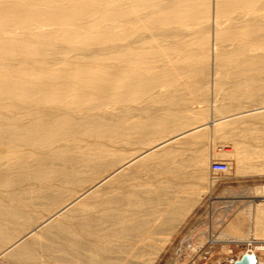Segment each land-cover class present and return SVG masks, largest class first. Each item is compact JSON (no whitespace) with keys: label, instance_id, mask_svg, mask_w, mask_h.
Instances as JSON below:
<instances>
[{"label":"rangeland","instance_id":"obj_1","mask_svg":"<svg viewBox=\"0 0 264 264\" xmlns=\"http://www.w3.org/2000/svg\"><path fill=\"white\" fill-rule=\"evenodd\" d=\"M210 10L212 13V6ZM204 21L200 26L208 34L207 51L198 49L194 41L198 35L189 28L156 38V43L169 47L188 40V47L182 50L186 58L176 60V65L173 59L165 77L141 85L131 99L119 100L122 98L113 94L94 107L91 115L102 117L105 123L95 135L74 133L70 139L55 142L54 150L71 149L72 155L93 156L88 167L80 162L77 175L42 179L38 176L41 171H35V163L28 158L30 161L12 168L9 177L0 176V252L78 196L84 185L94 184L166 137L210 119L220 120L158 147L155 159L129 163L95 193L79 197L70 211H63L51 224L47 222L0 253V264H231L230 258L245 250L242 243L232 240L264 239V221H256V213L264 214V200L258 192L264 184V116H260L264 109L252 112L264 105V62L214 66L213 25ZM138 27L130 42L150 40L154 30ZM104 36L108 37L103 34L96 41ZM120 41L100 48L101 54L111 56L112 49L111 54H116L123 48ZM90 50H96L94 45ZM68 54L73 56V52ZM250 55L264 56V52ZM156 62L154 73L162 64ZM49 105L53 104L46 107ZM29 106L28 102L20 105ZM72 113L75 118L84 115L80 109ZM237 113L240 115L232 116ZM145 116L164 118L166 128L151 135L154 128L144 129L139 123ZM22 119L26 124L30 117ZM26 147L21 149L30 154L32 148ZM212 159L226 160L229 171L211 174ZM8 166L0 164V171ZM21 172L27 173L25 178L19 177ZM47 202L55 203L45 209Z\"/></svg>","mask_w":264,"mask_h":264},{"label":"bare ground","instance_id":"obj_2","mask_svg":"<svg viewBox=\"0 0 264 264\" xmlns=\"http://www.w3.org/2000/svg\"><path fill=\"white\" fill-rule=\"evenodd\" d=\"M203 20L213 25L214 66L264 62V56L250 55L264 52V27L261 25L264 24V0H0V164L9 165L7 169L0 171V176L7 174L9 177L12 174H9L10 170L14 167L15 170L28 158L35 163V171L45 173H37L42 179L49 175H63L65 179L77 175L76 168L80 162L88 167L93 156L90 158L91 155L85 153L79 154L80 156L77 153L72 155V152L69 154L71 149L69 152L54 150L55 142L70 139L74 133L95 135L105 123L102 117L91 115L94 107H99L113 94L122 98L119 100H127V97L138 92L141 85H146V82L154 83L165 77L169 73L168 69H172L170 64L174 62L173 59L176 65V60L186 58L182 53L188 47V40L179 42L180 46L169 47L156 43V38L168 37L174 31L189 28L191 34L198 35L194 38L198 49L203 51L206 48L207 51L208 34L200 26ZM137 26L154 30L148 36L150 40L137 38L130 42L134 27ZM140 27L138 28L141 29ZM117 31L121 33H116ZM103 34L108 37L104 36L103 40L96 41ZM120 40L124 42L123 48L116 54H111L113 49L111 56L101 54L100 48ZM91 45L96 50L91 52ZM69 52H73V56L68 57ZM157 60L162 64L158 68L160 70L154 73ZM25 102L30 103L29 108L20 107ZM49 103L53 105L47 108L46 104ZM77 109L83 110L84 115L79 118L72 116V112ZM261 109H264V105L252 112ZM26 115L30 120L24 124L20 120ZM223 118L225 119H221ZM140 119L139 123L144 129L154 128L150 130L151 135L166 128L164 118L145 116ZM218 120L220 119H210L190 130L166 137L159 144L152 145L123 165L107 172L94 184L89 185L90 182L84 185L80 189L84 190L78 196L67 201L0 253L9 250L47 222L51 224V220H55L63 211H70L79 197L94 192L129 163L140 158L155 159L157 156L154 151L158 147L206 125H213ZM51 136L58 138L52 140ZM21 145L32 148L29 155L24 153ZM101 154L98 151L96 156L100 157ZM59 161L60 165L56 164ZM23 173L19 177L25 178L27 173ZM34 178L39 180L40 177L34 175ZM54 203L47 202L45 209L52 207ZM256 221H264V214L256 213ZM60 227L64 228L63 224ZM246 254L254 256L255 264H264L258 256L259 252Z\"/></svg>","mask_w":264,"mask_h":264},{"label":"built area","instance_id":"obj_3","mask_svg":"<svg viewBox=\"0 0 264 264\" xmlns=\"http://www.w3.org/2000/svg\"><path fill=\"white\" fill-rule=\"evenodd\" d=\"M229 169L230 166L226 160L212 159L209 162V172L213 175L227 173ZM260 188L259 197L261 200H264V184L260 185ZM232 242L237 244L242 243L245 246L244 253H253V251L256 253L259 252L258 256L264 258V239L247 238L244 240H232ZM237 258L231 257L229 263L235 262Z\"/></svg>","mask_w":264,"mask_h":264},{"label":"water","instance_id":"obj_4","mask_svg":"<svg viewBox=\"0 0 264 264\" xmlns=\"http://www.w3.org/2000/svg\"><path fill=\"white\" fill-rule=\"evenodd\" d=\"M233 264H255V259L253 255L243 253L241 258L236 260Z\"/></svg>","mask_w":264,"mask_h":264},{"label":"crops","instance_id":"obj_5","mask_svg":"<svg viewBox=\"0 0 264 264\" xmlns=\"http://www.w3.org/2000/svg\"><path fill=\"white\" fill-rule=\"evenodd\" d=\"M228 198H230V197H228Z\"/></svg>","mask_w":264,"mask_h":264}]
</instances>
